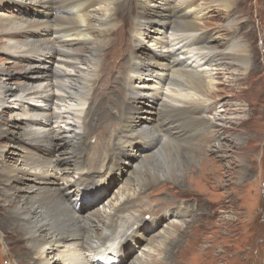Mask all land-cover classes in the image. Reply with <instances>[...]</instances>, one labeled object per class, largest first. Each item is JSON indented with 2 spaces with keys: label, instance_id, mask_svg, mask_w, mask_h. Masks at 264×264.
I'll return each mask as SVG.
<instances>
[{
  "label": "bare ground",
  "instance_id": "1",
  "mask_svg": "<svg viewBox=\"0 0 264 264\" xmlns=\"http://www.w3.org/2000/svg\"><path fill=\"white\" fill-rule=\"evenodd\" d=\"M23 1H28L37 9H46H40L37 12L41 15L40 17L23 15L18 18L0 14V33L7 42L3 47L8 51L10 58L13 59L15 53L16 55L20 54L21 59L32 67L43 69L50 66L53 73L44 71L36 74V72L30 71L31 66H29L25 71L28 81L23 82L24 88L15 90L12 86H3L0 83V94L9 93L11 97L15 98H40L48 106L45 110L23 107L22 115L31 120L27 126L29 127L28 132L24 133L28 136L26 145L32 144L35 147H28L31 149L29 150L31 153L26 154L25 167L0 170L1 201L5 204L8 203L7 206H13L12 202H19L13 209L0 215V231L18 234L20 239L27 241L30 252L26 255L27 264H59L51 262L49 259L50 257L54 258L57 255L56 252H59H55L53 249L51 253L47 252L51 245L57 246L58 250L64 249L60 253L69 264H87L82 258L85 252L95 256L90 264H150L139 257L128 261L126 244L142 241L138 239L140 234L150 237L148 231L152 228L158 229L164 221L159 224L154 223L155 225L152 222L163 215L166 216V213L173 219L166 224L167 228H162L163 232L161 230L157 232V240L148 238L149 243L154 245L156 243L158 248L161 238H167V234L175 233L176 230H173L175 224H177L175 228L181 234L187 233L186 227L182 230L178 225L183 222L179 218L188 215L187 208L189 207L168 205L161 210L160 214H152L150 217H153L142 220L141 218L144 217L139 218L136 215L126 218L129 213H132L134 200L137 201L141 197L140 194L137 196L125 194L112 212L104 213L84 209L83 199L94 188L100 187L102 174L104 173L105 176L113 173L118 169V165L125 161L126 156L130 155L131 151L134 154H139V160L134 165L135 171L130 174V179L136 181L141 189L148 186L150 176L154 178V181H160L165 176L164 172H160V168L155 169L157 160L155 157L162 151L175 156V160L180 162L182 169L186 168L190 161L191 164L198 160V163H201L200 153H191V150H185L183 145L195 140L197 135H203V139H208L211 136L206 131L209 128L213 129L215 123L205 116H201L202 112L198 113L200 116L195 117L192 112L197 113L199 108L209 104L210 98L207 93L212 88L210 89V83H206L202 73L181 62L179 54L183 52L176 53L175 46L172 47V45L181 42L184 43L182 47L187 51H201L200 55H203L206 64L213 65L217 61L220 63L223 60L222 63L225 61L226 65V57H220L211 47V41L216 38L213 35L209 38L205 33H199V24L190 20L187 16H191L185 14L178 6L163 10L166 13L165 17L171 18V23H167L160 19L161 14L158 16H156L157 13L155 16L148 14L146 6L138 0H134L136 2V17L134 16L135 19L133 18L129 29H127L128 24L125 23L122 16L121 1L127 5L131 0H12L17 3ZM96 2L103 4L102 14L95 11ZM179 11L181 14L177 20L174 17ZM119 20L120 27L114 28ZM153 23L154 25L159 23L156 25L158 29L165 28V36L168 37L162 41L153 40L156 47L169 50L166 52L167 54L152 52L149 54L151 61H146L132 53L127 38L128 35L131 38L142 36V33H147V29L151 28ZM153 29L156 28L153 26ZM151 32H149V36ZM80 35L87 36L89 40H80L78 38ZM176 36L180 40L179 42L171 39ZM109 37L112 40L114 38L117 43V50L114 49L113 52L117 51L119 57L128 54L124 63L125 71L120 68L115 71L116 74L124 75V97L117 83L112 80L113 78L111 77V79L109 76L105 78L103 75L106 71L103 67L102 52L111 44ZM125 41L127 46L118 50ZM111 56V53L107 54V58ZM33 59L36 61L34 62ZM50 59L52 61L48 62ZM161 59H164L166 63L159 62ZM8 61L17 62L16 64L21 63V60L16 57L12 61ZM115 63L117 62L111 61L112 65ZM152 65H162L166 70L159 72ZM1 67L2 65H0V71ZM11 67L7 66L6 69L11 71ZM69 68L78 69L77 77L67 74L66 69ZM134 74L156 75V80L172 93L171 96H167L170 103L164 102L165 95L164 100L160 102L157 123L153 124L154 127L150 126L151 117L147 114L152 110H147L143 108V105L138 104L140 101L139 98L136 100V96L139 92L137 89L132 90V88H136ZM187 89L201 93L204 98L191 101L184 98L179 99L180 95L188 96L185 91ZM151 94H155V92H151ZM118 95L119 97H117ZM154 100L157 102L156 99ZM67 101L83 105L79 114H74L76 119L73 122L76 123L75 129L78 128V131H72V126H68L61 132L53 131L46 125H41L48 123L51 126L60 120L66 121L59 110L60 104ZM116 101L117 105L113 107L112 104ZM2 102L3 100L0 98V103ZM97 102H100V105ZM155 109L154 105V112ZM132 111L137 114L138 123H135ZM40 118L42 122L39 121ZM102 122H109L105 128L113 126V130L107 139L96 138V142L92 144L91 127ZM141 126L145 130L139 131ZM1 129L2 124H0V133ZM213 133H216V129H213ZM111 139L113 142L110 143ZM145 139L148 140L145 141ZM201 141L204 143L203 140ZM139 144L142 147L139 148ZM110 145H119V148L116 152H113L112 149L102 152L96 150L92 160L90 159V151ZM213 148L219 150L221 146L215 143ZM42 149L45 152H42ZM125 154L128 155L125 156ZM212 163L211 161L208 169L213 166ZM142 166L148 169L147 176L143 175L142 168L140 169ZM166 173H171V176L177 180L176 171L173 172L172 169H169ZM76 174L78 178L74 180L68 178V175ZM202 175L204 176V174ZM23 178L26 180L24 185L17 187L11 185L14 180L19 181ZM51 178H54L56 185L51 187L40 185ZM80 184L82 185L80 186ZM163 204L158 205L162 207ZM135 225L138 226L136 227L139 232L137 237L134 236L133 227ZM112 245H116L117 248L108 249ZM0 246H2L1 242ZM33 254L39 257L30 261L29 256Z\"/></svg>",
  "mask_w": 264,
  "mask_h": 264
},
{
  "label": "rangeland",
  "instance_id": "2",
  "mask_svg": "<svg viewBox=\"0 0 264 264\" xmlns=\"http://www.w3.org/2000/svg\"><path fill=\"white\" fill-rule=\"evenodd\" d=\"M138 1L146 6L148 14L153 16L156 13V16L161 14L160 19L167 21V23H171V18L165 17L166 13L163 10L168 7L174 8L178 6L185 14L191 16H187L190 20L199 24V33H205L209 38L213 35L216 38L211 41V47L215 49V52L220 57H226V65L225 61L222 63L223 60L220 63L217 61L213 65L204 63L203 55H200L201 51H187L182 47L184 43L180 42L172 45V47L175 46L176 53L183 52L179 54L181 62L184 65L192 66L197 72L202 73L206 83H210V89L212 88V90L207 93L210 98L209 104L199 108V111L196 110L198 111L197 113L192 112V114L195 117L200 116L198 113L202 112L201 116H205L215 123L213 129H216V133L212 134L213 129L209 128L206 131V133L211 134L208 139H203V135H197L195 140H192L193 142L183 145L184 149H190L191 153L199 152L201 163H198V160L191 164L190 161L186 168L182 169L180 162L175 160V156L165 154L163 151L156 155L155 169L160 168V172H164L165 176L160 181H154V178L149 175L148 186L142 189L138 187L136 181L130 179V174L135 171L134 165L138 163L139 154H134L133 151H131L130 155L125 154V156H128H126L125 161L118 165V169L105 176L104 173L102 174L101 188L99 186L94 188L89 195L84 197L82 205L88 211L112 212L125 194H134L135 196L140 194L139 196L141 197L137 201L134 198V208L132 213H129L126 218H132L136 215L139 218L144 217L141 218L142 220H148L153 217H150L152 214H160L161 210L168 205L190 208H187L188 215L179 218L183 222L178 225L182 230L186 227L188 232L181 234L175 228L177 227V224H175L173 226V230H176L175 233L173 235L167 234V238H161V244L158 248L156 243L155 245L149 243L148 238L151 237L152 240H157V232H160V230L163 232L162 228H167L166 224L173 217L166 213V216L163 215L157 220L155 219L156 221H153V224L164 222L158 229L152 228L148 231L150 237H144L141 234L139 236V232L136 229L138 226L135 225L133 227L134 236H139L138 239L142 241L126 244L128 261L139 257L148 263L150 262V264H264V0ZM122 2V16L125 19V23L128 24L127 29H129L134 16L136 17V2L131 0L127 5L124 2L122 4ZM124 7L128 8L125 9ZM102 8L103 4L100 2L95 3V11L98 14H102ZM40 9L42 8L37 9L28 1L17 3L12 2V0H0V14L11 17L19 18L23 15H26V17H40L41 15L37 13ZM180 14L179 11L174 18L179 20ZM157 24L159 23L152 24L156 28L155 30L152 26L147 29V33H142V36L131 38L128 35L127 41L131 45L130 50L140 59L151 61L150 53L157 51L158 54H167L166 52L169 50L156 47L154 43L155 41H162L168 38L165 36V28L158 29L156 27ZM120 25L121 22L119 20L114 28H118ZM149 32H151V37ZM73 37L76 38V36ZM78 38L82 41L89 40L87 36L84 37L82 35ZM171 39L176 40L175 42L180 41L177 36L171 37ZM113 40L115 39L113 38ZM113 40L110 38L111 44L104 49L106 53L102 52L103 67L106 71L103 75L105 78L107 76L112 77L113 79H111L117 83L123 95L125 92L124 75L116 74L115 71L119 68L125 69L124 63L126 58H128V54L119 57L117 51L113 52L114 49L117 50L116 40L114 42ZM5 44L7 42L0 33L1 85L12 86L15 90L24 88L23 82L28 81L26 80L25 75L27 73L25 71L29 66H31L30 71L36 72V74L44 71L53 73L50 66L43 69L32 67V65L21 59L20 54L16 55L15 53L14 58L21 60V63L16 64L17 62H13V64L9 62L8 60L12 61L14 58H10L8 51L3 47ZM126 46L125 41L118 50ZM108 53L112 54L110 58H107ZM50 61L52 59L48 62ZM111 61H116L117 63L112 65ZM159 62L166 63L164 59L159 60ZM7 66H12L11 71L6 69ZM54 67L55 64L53 69ZM152 67L159 70V72L166 70L162 65H152ZM66 72L72 77H77L78 75V69L69 68L66 69ZM133 79L136 81L135 84L133 83L136 88H132V90L135 91L137 89L139 92L136 96V100L139 98L140 101L138 104L143 105V108L147 110H152L147 113L151 117L150 126H152L157 123V111L160 102L164 100V95V102L168 104L170 101L167 96H171L172 93L156 80V75L144 74L140 76L134 74ZM41 80L43 79L41 78ZM150 91L155 92V94H151ZM185 91H187L186 94L188 96L182 97L180 95L178 96L179 99L184 98L191 101L204 98L201 93L189 89ZM110 95L112 96L111 93ZM0 98L3 100L0 103V124H2L0 133V170L4 168L19 169L22 166L25 167L26 154L31 150L28 147H35L32 144L26 145L28 136L24 135V133L28 132L29 127L27 126L31 120L22 115L23 107L45 110L48 106L42 99L36 97L15 98L11 97L9 93H2ZM117 101L112 104L113 107L117 105ZM97 103L100 105V102ZM154 105L156 106L155 112ZM60 106L59 112L63 118H66V121L63 119L51 126L48 123L41 125H46L53 131L61 132L68 126H72V131H78V128L75 129L76 123L73 122L76 119L74 114H79L83 105L67 101L61 103ZM132 115L135 117V123H138L135 111H132ZM39 121L42 122L41 118ZM95 122L96 119L93 123L95 124ZM108 123L102 122L91 127L90 133H92H88L92 136V144L96 142V138L99 140L107 139V136L111 134L113 126L105 128ZM142 129H144L143 126H141L139 131ZM147 140L145 139V141ZM111 142H113V139L110 140ZM215 143L221 146L219 150H214L213 146ZM138 147H142L141 144ZM118 148L119 145L101 146L90 151L89 157L92 160L96 150L102 152L103 150L112 149L113 152H116ZM42 152H45V150L42 149ZM211 161L214 167L211 166L212 169H208ZM140 169L143 175L145 174L144 176L149 174L148 169L144 168V166L140 167ZM169 169H172L173 172L176 171L177 180L171 176V173H166ZM68 176L71 180L78 178L77 174ZM24 183H26V180L23 178L19 181L14 180L11 185L17 187L24 185ZM40 185L51 187L56 185V182L54 178H51V180L49 179L46 183L44 182ZM17 203L19 202H12L13 206H7L8 203H3L0 198V215L9 209H13L17 206ZM162 203L164 204L160 207L158 204ZM0 242L2 243V246H0V264H27L28 258L26 255L30 252L26 240L20 239L18 234L0 231ZM114 248H117V246L108 247L110 250H114ZM52 249L55 252H59H56L57 255L54 258H49L51 262L69 264L65 258H62V253H60L64 249L58 250L57 246L51 245L47 252L51 253ZM38 257L33 254L29 256V259L32 261L33 259H38ZM94 257L88 252L82 255L87 264H90Z\"/></svg>",
  "mask_w": 264,
  "mask_h": 264
}]
</instances>
